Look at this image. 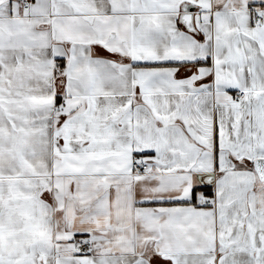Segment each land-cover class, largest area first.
I'll return each instance as SVG.
<instances>
[{"label": "snow or ice", "instance_id": "6c2138e0", "mask_svg": "<svg viewBox=\"0 0 264 264\" xmlns=\"http://www.w3.org/2000/svg\"><path fill=\"white\" fill-rule=\"evenodd\" d=\"M0 264H264V0H0Z\"/></svg>", "mask_w": 264, "mask_h": 264}]
</instances>
